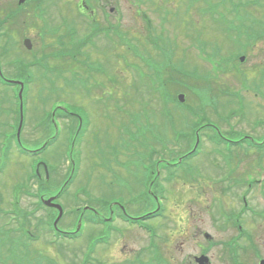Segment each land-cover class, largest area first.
<instances>
[{
    "label": "rangeland",
    "instance_id": "obj_1",
    "mask_svg": "<svg viewBox=\"0 0 264 264\" xmlns=\"http://www.w3.org/2000/svg\"><path fill=\"white\" fill-rule=\"evenodd\" d=\"M207 1L214 4L211 14L204 11L206 0H87L84 4L80 0H41V3L23 0L20 5L18 0H0V20L10 12V18L2 20L0 30L8 33L5 41L0 40V62L4 70L12 73V60H32L35 54L41 56L42 64L48 65L50 79L57 82L54 89H63L62 95L57 91L49 98L51 91L42 88L48 81L41 80L40 67H31L34 81L26 93L20 133L24 147L33 149L51 140L56 131L41 116L50 114L60 98L81 103L91 120L73 148L77 173L72 171L70 175L67 158L70 154L67 131L73 137L77 123L73 125L68 118L55 121L61 134L39 156L52 168L45 181L44 169L39 167L44 198L52 197L62 206L63 213L57 223L60 229L85 230L77 239L52 243L56 237L47 225L48 215L56 217L57 209L40 206L32 196L37 186L31 170L35 157L27 152L16 153L15 143H11L7 163L0 170V218L5 217L6 222L9 219L6 227H16L22 219L16 221L13 213L20 210L27 214L29 220L25 222L39 239L26 244L0 228V249H17V254L23 253L21 258L1 257L0 264H85L86 258H90L87 264H128L125 257L129 251L138 257L144 253L141 249L146 239L144 232L122 225L115 217L112 226L120 232H112L108 244L95 242L91 249L89 243L104 227L87 223L83 217L84 213L95 211L108 216L101 198L109 202L114 200L109 196L119 194L127 199L129 191L138 189L137 194L141 195L142 170L134 168L128 175L119 164L131 162L125 148H131L134 154L143 151L147 155H138L135 158L138 164L147 158L175 162L184 151L193 148L194 122L203 119L235 139L264 141V0H223L224 4H218L219 0ZM239 3L244 4L233 5ZM4 10L10 11L2 14ZM68 24L74 30L73 37L67 33ZM57 36H61L63 46L56 40ZM24 38L30 39V50L25 49ZM72 48V59L61 57ZM88 65L95 70L87 75ZM58 73L61 78L55 79ZM73 77L76 82L88 77L89 81L101 84V88L88 93L79 91L77 86L70 88L65 85L70 80L64 79ZM178 94H184L182 102L177 100ZM15 96L11 89L0 87V133L13 130L18 113ZM204 132L214 133L215 129L200 133L197 146L200 153L189 161L196 175L169 182L170 188L165 193L172 220H158L160 234L156 233L155 239H162L164 228L168 231L164 241L167 239L174 248L181 233H185L182 231L185 225H196L200 234L195 245L204 249L195 248L194 240L189 239L185 252L203 251L213 264H226L220 241L227 240L234 231L218 228L223 225L224 217L213 215L215 197L233 201L232 211L236 208L239 211L245 194L248 204L253 206L254 217L243 214L242 223L263 256L264 183H253L250 191L239 194L238 200L236 194L244 180L264 178V150L257 153L250 150L247 156L239 153L241 160H236L233 154L227 155L235 170L231 179L219 181V175L229 171L224 170L222 154L217 152L220 147L209 138L212 134L203 136ZM139 137L142 140L136 139ZM115 147L124 151L116 155V163L111 154ZM162 168L159 166L160 177L164 174ZM157 197L161 201V196ZM6 209L11 214L5 215ZM132 212L140 214L138 205ZM190 232L191 228H187V236ZM204 234L210 236L211 243H207ZM161 239L157 242L161 243ZM246 244L247 250L240 253V258L252 259L251 242ZM163 250L169 259V252ZM151 253L152 250L145 256L149 259ZM171 259L172 264L182 261L178 255Z\"/></svg>",
    "mask_w": 264,
    "mask_h": 264
},
{
    "label": "flooded vegetation",
    "instance_id": "obj_2",
    "mask_svg": "<svg viewBox=\"0 0 264 264\" xmlns=\"http://www.w3.org/2000/svg\"><path fill=\"white\" fill-rule=\"evenodd\" d=\"M135 164L133 163H126V164H121L122 167V171H124L126 174H130V172L134 169ZM150 166H159V164L157 165H150ZM156 173H153V177ZM157 175H159V173L157 172ZM232 202L230 203H226V205L224 206V215H222V213H220L219 210H214L213 211V215L214 214H220L224 217V223L223 225H221L220 229L228 232L231 231L230 229H232L234 231V234H230V239L228 241V244L226 245L225 248H223L225 250V254L227 256V260H226V264H264V255L262 256V253L260 251V246L256 245L253 241V238H250V235L248 236L245 232L243 234H239L240 230H242V226L239 224L237 226H235L234 221L232 220ZM168 208L166 209V221L169 219V222H171L172 219H170V215L169 212H167ZM154 211L155 210H149L145 213H143L141 215V219L144 221H148V226H143L145 229H147L149 232H155L157 228H159L157 226V223H155L153 221V215H154ZM215 212V213H214ZM139 217V216H138ZM149 219V220H148ZM143 221V222H144ZM243 225V224H242ZM186 227L182 230L185 233L183 234V232L181 233V237L180 240L178 242H176V246L173 248V246L171 245L172 243L167 241L163 243V248H165L168 252H169V259H167V261L169 263L172 264L171 262V258L175 259V257L178 255L182 258V261L180 264H199L195 258L199 255L202 254H206L205 252H196L194 254H188L186 253V248L187 247V242L189 239L194 240V246L195 248L197 247L199 250H202V246L201 245H195V241L197 240L198 235L200 234V228L196 225L193 226H188L185 225ZM187 228H191V232L189 233V235L187 236ZM162 232L164 233L165 236L168 235V231H166L164 228L162 230ZM207 237L205 239H207V243H211L212 240L210 239V236L208 234H204V237ZM203 237V238H204ZM199 241H201V239H199ZM244 242V245L247 246V242H251V246L253 248L254 251V256L252 259H247V258H239L238 256H236L235 252H236V247L240 246L241 243ZM217 247V246H216ZM130 252V251H129ZM207 255V254H206ZM173 261V260H172ZM204 264H213L212 263V259L210 256H208V261L207 263L204 262Z\"/></svg>",
    "mask_w": 264,
    "mask_h": 264
},
{
    "label": "trees",
    "instance_id": "obj_3",
    "mask_svg": "<svg viewBox=\"0 0 264 264\" xmlns=\"http://www.w3.org/2000/svg\"><path fill=\"white\" fill-rule=\"evenodd\" d=\"M40 1V3H41V0H39ZM19 8V7H18ZM209 9V11H211V8H208ZM8 11H10V10H8ZM8 11H5L4 10V12L2 13V14H5V13H7ZM9 15H10V13L8 14V16H7V18L9 17ZM12 16H14L15 15V13H12L11 14ZM4 18H6V16L4 17ZM10 18V17H9ZM1 25H0V30L1 29H3V23H0ZM67 33L68 34H70L71 35V32H69V31H67ZM6 34H1L0 36V40L1 41H5V38H4V36H5ZM4 38V39H3ZM61 45L63 46V44H62V42H61ZM17 68H19L20 70H23V65H21V64H18V66H17ZM45 69H47V67H44ZM20 73V72H19ZM208 125H204L202 128H205V127H207ZM18 215H21L20 214V212L19 213H17ZM21 219H22V221H25L26 219H27V217L25 216V215H23L22 217H21ZM8 233L10 234V235H12V236H14L17 240H20L21 239V235H20V233H17V232H15V231H8ZM9 252V251H8Z\"/></svg>",
    "mask_w": 264,
    "mask_h": 264
},
{
    "label": "water",
    "instance_id": "obj_4",
    "mask_svg": "<svg viewBox=\"0 0 264 264\" xmlns=\"http://www.w3.org/2000/svg\"><path fill=\"white\" fill-rule=\"evenodd\" d=\"M24 44L28 47V48H30V41L28 40V39H25L24 40ZM180 98H181V96H180ZM49 202V200L47 201V203ZM58 209H59V211H60V207L58 206Z\"/></svg>",
    "mask_w": 264,
    "mask_h": 264
}]
</instances>
